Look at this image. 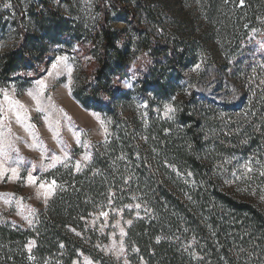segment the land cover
Segmentation results:
<instances>
[{
    "label": "rangeland",
    "instance_id": "obj_1",
    "mask_svg": "<svg viewBox=\"0 0 264 264\" xmlns=\"http://www.w3.org/2000/svg\"><path fill=\"white\" fill-rule=\"evenodd\" d=\"M41 1L44 0H0V59L15 46L19 24L31 36V50L46 52L45 61L48 62L42 66V73L36 79L26 80L19 77L23 76L19 73L13 80H0V89H6L11 99L19 100L27 109L25 112L17 106L9 111V102L0 93V103L4 108L0 115L8 116L4 126H0V141L6 145L0 152V227L35 228L39 214L49 209L61 188L54 177V170L66 165L77 171V161L82 170L108 135L109 125L104 112L85 105L86 92L82 87L83 70L98 56L99 46L96 44L93 54H90L84 53L78 43L89 42L98 29L101 19L98 0H45L59 12L57 17L50 15L44 7H41L44 11L41 15L34 8V4ZM117 1L133 10L137 18V24H133L124 12L110 9L112 29L124 32L121 46H145L151 38L153 44L171 43L176 48L174 57L169 55L160 59H154L149 50L135 49L138 51H135L128 75L119 80L120 90L133 94L117 99L119 109L126 108L135 116L144 113L147 103H151L155 118H172L180 100L195 92L210 113L215 114V122H221L225 129H215L217 137L225 134L227 126L236 120L244 117L245 121H250L259 115L263 105L261 101L264 100V12L241 26L234 20L239 6L245 4L240 0ZM60 32H65V35H60ZM57 33L59 37H56ZM243 56L246 61L240 58ZM61 57L67 59L54 70L52 65ZM147 69L164 73L162 83L170 88L168 96L150 92V97H144L138 93L141 88L139 78ZM187 78H190V83ZM41 80L47 85L40 94V107L45 108V112H38L36 101L28 95L29 89L34 94L39 91L37 82ZM49 96L51 101L47 99ZM258 98L260 102L255 101ZM52 104L56 107L52 108ZM16 111L20 112L23 122L16 120ZM124 112L126 115L130 113ZM93 113H98L105 121L104 126ZM46 114L48 121L45 120ZM25 116L28 118L24 119ZM57 120L59 134L55 135L49 128V121L55 128ZM25 125H34L35 128H25ZM76 134H79V142ZM64 153H67V159H63ZM85 155L89 159L85 160ZM54 156L61 157V162L49 167ZM223 159L231 164L226 179L229 187L242 189L245 193L250 190L255 194L264 193V150L258 147L244 151L238 149L232 154H224ZM12 169L16 170L15 175ZM29 175L34 178V183L29 182ZM53 180L55 185L51 184ZM249 182L253 184L248 186ZM41 183L45 185L43 188ZM48 192L51 195L45 200ZM127 208L110 204L83 217L84 243L96 247L106 257L125 258L128 229L133 218L139 215L131 206ZM101 213H107V216ZM36 247L37 241L29 239L25 250L16 251V259L10 256L14 252L12 240L3 239L0 235V264H67L56 252L48 254L39 263L40 258L34 253ZM71 264L99 263L80 252Z\"/></svg>",
    "mask_w": 264,
    "mask_h": 264
},
{
    "label": "trees",
    "instance_id": "obj_2",
    "mask_svg": "<svg viewBox=\"0 0 264 264\" xmlns=\"http://www.w3.org/2000/svg\"><path fill=\"white\" fill-rule=\"evenodd\" d=\"M244 2L234 17L241 26L264 12V0ZM41 7L59 16L45 0L34 4L43 15ZM111 8L137 24L134 11L123 2L98 0V29L89 42H78L84 53L93 54L94 46H99L98 56L83 70L82 87L85 105L105 114L107 139L82 170L66 165L54 170L61 188L49 209L39 214L35 228L0 227L2 238L12 240L10 256L17 259L16 251L25 250V244L34 238L39 263L56 252L71 264L82 252L99 264H264V193L229 187L226 179L231 164L223 159L224 154L238 149L264 150V100L259 115L250 121L244 117L236 120L220 137L215 129H223L221 122H215V114L195 92L180 100L172 118H155L151 103L135 116L126 108L119 109L117 99L133 94L120 90L119 80L128 75L135 49L149 50L154 59H160L174 57L176 48L171 43L153 44L151 38L145 46H121L124 32L114 31L109 24ZM17 28L15 46L0 59L2 82L19 73L26 80L36 79L48 63L46 52L31 50V36L19 24ZM240 58L246 61L244 56ZM163 75L147 69L139 78L138 93L168 96L170 88L162 83ZM110 204L131 206L139 214L128 229L127 256L121 260L86 245L82 236L83 217Z\"/></svg>",
    "mask_w": 264,
    "mask_h": 264
},
{
    "label": "snow or ice",
    "instance_id": "obj_3",
    "mask_svg": "<svg viewBox=\"0 0 264 264\" xmlns=\"http://www.w3.org/2000/svg\"><path fill=\"white\" fill-rule=\"evenodd\" d=\"M243 2H244V0H240V3H241V4H243ZM253 31H255V29H254ZM66 59H67L66 57L58 58L57 63H54V64L52 65V68H53L54 70L59 69V68H60V62H61V61H66ZM197 67H199V66L197 65ZM70 72H71V70L69 69V80H70ZM50 74H51V73H50ZM57 74H59V71L57 72ZM37 83H38V85L40 86L39 91H37V92L34 94V93H33V90H32V89H29V90H28V95H29L30 97H32L33 100L36 101V104H37V111H38V112H45L46 109L43 108V107H40V103H41V101H40V94H41V93L43 92V90L47 87V85H46L45 82L42 81V80H41V81H38ZM0 93H3V94H4V99H5L6 101L9 102V111L14 110L17 106H18L20 109H24L25 112L27 111V109L25 108V105H23L19 100H13V99H11V98L8 96V93H7V90H6V89H0ZM47 99H48L49 101H51V97H50V96H49ZM51 107H52V108H55L56 106H55V104H52ZM60 111L63 112V109H60ZM0 113H4V108H3L2 103H0ZM64 115L67 116V113H64ZM93 115L96 117L97 120L100 121L101 126H104V125H105V121L100 119V116H99L98 113H93ZM15 118H16V120H17L18 122H23V121H22V118H21V114H20L19 111H16V112H15ZM27 118H28L27 116L24 117V119H27ZM6 119H8L7 114L0 115V126H4L3 122H4ZM68 119H71V118L68 117ZM45 120L48 121V115H47V114L45 115ZM54 123H55V126H56L55 128H53V122L49 121V128H52L53 131H54V134H55V135H58V134H59V133H58L59 120L55 121ZM25 128H33V129H34L35 126H34V125H25ZM9 131H11L10 128H9ZM105 131H107L106 128H105ZM76 135H77V142H79V134H76ZM5 146H6V145H4L3 141H0V152H3V148H4ZM7 146H10V145H7ZM33 146H35V145H33ZM16 151H19V150L16 149ZM67 158H68V157H67V153H64V157H63V159H67ZM52 159H53V163L50 164L49 167H55V164L61 162V159H62V158L59 157V156H54ZM84 159L87 160V159H89V157H88L87 155H85ZM76 168H77V171L80 170V162H79V161L76 162ZM250 170H251V169H249V171H250ZM12 172H13V174L15 175L16 170H15V169H12ZM28 179H29V182H30V183H34V182H35L34 178H33L31 175H29ZM55 183H56L55 180H53V181L51 182L52 185H55ZM44 186H45V185H44L43 183H41L40 187L43 188ZM48 195H51V192H48V193L45 194V200L47 199V196H48ZM101 215L107 216V213H101ZM26 218H27V217H26ZM29 223L31 224L32 221L29 220ZM128 223L130 224L131 221H128ZM29 250H30V245H29Z\"/></svg>",
    "mask_w": 264,
    "mask_h": 264
}]
</instances>
